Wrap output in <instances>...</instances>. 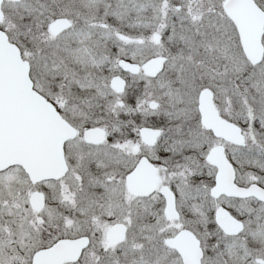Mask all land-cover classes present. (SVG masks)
<instances>
[{
	"label": "snow or ice",
	"instance_id": "1",
	"mask_svg": "<svg viewBox=\"0 0 264 264\" xmlns=\"http://www.w3.org/2000/svg\"><path fill=\"white\" fill-rule=\"evenodd\" d=\"M0 264H264V0H0Z\"/></svg>",
	"mask_w": 264,
	"mask_h": 264
},
{
	"label": "water",
	"instance_id": "2",
	"mask_svg": "<svg viewBox=\"0 0 264 264\" xmlns=\"http://www.w3.org/2000/svg\"><path fill=\"white\" fill-rule=\"evenodd\" d=\"M240 15L243 17V16H245V13L241 12Z\"/></svg>",
	"mask_w": 264,
	"mask_h": 264
}]
</instances>
